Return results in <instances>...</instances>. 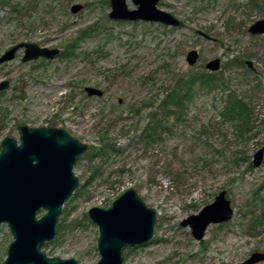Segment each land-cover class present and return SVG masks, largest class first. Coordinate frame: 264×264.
Returning <instances> with one entry per match:
<instances>
[{
	"label": "rangeland",
	"instance_id": "rangeland-1",
	"mask_svg": "<svg viewBox=\"0 0 264 264\" xmlns=\"http://www.w3.org/2000/svg\"><path fill=\"white\" fill-rule=\"evenodd\" d=\"M10 1L25 7V17L0 2V55L19 42L61 53L23 62L21 49L0 65V81L11 83L0 92V150L4 137L19 139L20 125L66 128L88 146L74 166L79 185L43 245L47 255L98 261L99 231L88 210L109 206L130 187L156 210L157 222L149 242L125 249L123 264H240L264 252V157L253 166L264 146V34L249 32L264 19V0H160L179 26L110 19V0ZM75 3L84 6L77 13ZM191 49L200 52L194 65L186 60ZM215 58L221 67L211 71L205 65ZM192 71L221 80L199 90L181 120L154 125L163 87ZM86 86L103 95L89 96ZM231 91L249 108L242 118L223 114ZM240 118L249 123L242 136ZM221 191L232 218L195 239L181 221ZM12 240L1 224L0 264Z\"/></svg>",
	"mask_w": 264,
	"mask_h": 264
},
{
	"label": "water",
	"instance_id": "water-1",
	"mask_svg": "<svg viewBox=\"0 0 264 264\" xmlns=\"http://www.w3.org/2000/svg\"><path fill=\"white\" fill-rule=\"evenodd\" d=\"M159 1L132 0L137 8L130 9L127 0H110L109 18L179 26L180 19L159 8ZM83 7V4L75 3L70 10L77 13ZM249 32L264 34V19L250 25ZM22 47V61L41 57L53 59L60 53L58 47L20 42L0 56V65L14 59ZM199 57V51L191 49L186 60L189 65H194ZM248 64L252 67L250 61ZM205 66L217 71L221 60L212 59ZM9 87V80L0 81V92ZM85 90L89 96L103 95V90L93 86H86ZM18 131L19 139L3 138L0 151V225L6 224L13 236L4 264H80L74 258L49 256L42 248L55 237L63 206L79 185L74 166L88 146L62 127L20 125ZM263 157L264 146L254 154L253 166H259ZM233 212L226 191H221L212 203L183 219L181 225L190 226L194 238L201 240L211 224L230 220ZM88 215L99 230L100 258L91 264H123L125 249L149 242L157 222L156 210L149 207L132 187L108 207H91ZM263 260L264 252L254 251L240 264H257Z\"/></svg>",
	"mask_w": 264,
	"mask_h": 264
},
{
	"label": "trees",
	"instance_id": "trees-1",
	"mask_svg": "<svg viewBox=\"0 0 264 264\" xmlns=\"http://www.w3.org/2000/svg\"><path fill=\"white\" fill-rule=\"evenodd\" d=\"M0 2L11 5L12 11L19 15L18 18L20 21L25 17V14L22 13L25 7L20 3H12L10 0H0ZM217 80L221 79L217 75L208 72L192 71L184 75H177L172 84L168 87H163V96L159 99L162 111L161 113L154 115V125L160 126L168 116L175 117V120H181L184 117L186 106L195 98L197 93H199V90L203 89L210 91ZM248 109V106L239 94L232 91L228 93L227 104L223 111L226 118L230 119L238 115L242 118V116L248 113ZM241 118L237 123V126L240 130V135L242 136L249 123ZM151 130L154 134H157L156 129L155 131L154 128Z\"/></svg>",
	"mask_w": 264,
	"mask_h": 264
},
{
	"label": "flooded vegetation",
	"instance_id": "flooded-vegetation-1",
	"mask_svg": "<svg viewBox=\"0 0 264 264\" xmlns=\"http://www.w3.org/2000/svg\"><path fill=\"white\" fill-rule=\"evenodd\" d=\"M19 43H20V42H19ZM17 44H18V43H17ZM15 45H16V44H15ZM11 47H12V46H11ZM8 49H9V48H8ZM8 49H7V50H8ZM21 49L23 50V54H22V57H23V55H24V47L20 48L19 50H21ZM7 50H6V51H7ZM19 50H18V51H19ZM18 51L16 52V56H15V58L17 57V53H18ZM4 52H5V51H4ZM4 52H3V53H4ZM3 53H2V54H3ZM60 53H61V52H60ZM60 53H59V54H60ZM2 54H1V55H2ZM199 54H200V52H199ZM1 55H0V56H1ZM22 57H21V60H22ZM56 57H57V56H56ZM15 58H14V59H15ZM199 58H200V57H199ZM39 59L51 60V59H47V58H43V57H41V58L34 59V60H30V61H37V60H39ZM53 59H54V58H53ZM12 60H13V59H12ZM7 62H8V61H7ZM23 62H28V61H23ZM1 81H2V80H1ZM10 85H11V83H10ZM3 91H4V90H3ZM1 92H2V91H1ZM107 207H108V206H107ZM97 227H98V226H97ZM207 229H208V228H207ZM98 231H99V230H98ZM206 231H207V230H206ZM205 235H206V233H205ZM204 238H205V236H204L201 240H203ZM97 240H98V239H97ZM128 247H132V246H128ZM97 249H98V248H97ZM124 252H125V251H124ZM124 258H125V256H124Z\"/></svg>",
	"mask_w": 264,
	"mask_h": 264
}]
</instances>
